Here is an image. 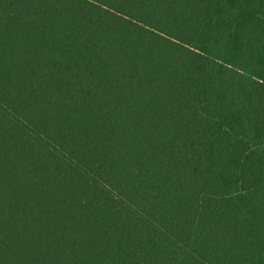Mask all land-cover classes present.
Returning <instances> with one entry per match:
<instances>
[{"label": "trees", "instance_id": "16d2710c", "mask_svg": "<svg viewBox=\"0 0 264 264\" xmlns=\"http://www.w3.org/2000/svg\"><path fill=\"white\" fill-rule=\"evenodd\" d=\"M0 264H264V0H0Z\"/></svg>", "mask_w": 264, "mask_h": 264}]
</instances>
